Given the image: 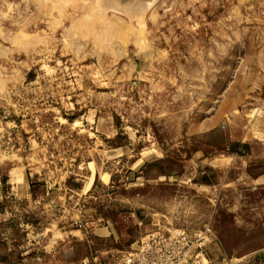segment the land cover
<instances>
[{
  "label": "rangeland",
  "instance_id": "obj_1",
  "mask_svg": "<svg viewBox=\"0 0 264 264\" xmlns=\"http://www.w3.org/2000/svg\"><path fill=\"white\" fill-rule=\"evenodd\" d=\"M74 1L0 0V264H264V0Z\"/></svg>",
  "mask_w": 264,
  "mask_h": 264
},
{
  "label": "bare ground",
  "instance_id": "obj_2",
  "mask_svg": "<svg viewBox=\"0 0 264 264\" xmlns=\"http://www.w3.org/2000/svg\"><path fill=\"white\" fill-rule=\"evenodd\" d=\"M99 1L101 2V5L104 7L103 9L107 11L121 13L123 15H126L127 17L135 18L138 21L144 16L149 6L155 0H99Z\"/></svg>",
  "mask_w": 264,
  "mask_h": 264
},
{
  "label": "crops",
  "instance_id": "obj_3",
  "mask_svg": "<svg viewBox=\"0 0 264 264\" xmlns=\"http://www.w3.org/2000/svg\"><path fill=\"white\" fill-rule=\"evenodd\" d=\"M3 220V214L0 213V221Z\"/></svg>",
  "mask_w": 264,
  "mask_h": 264
}]
</instances>
